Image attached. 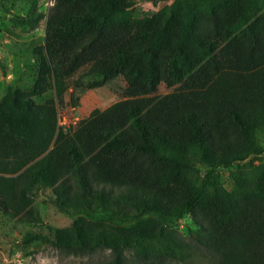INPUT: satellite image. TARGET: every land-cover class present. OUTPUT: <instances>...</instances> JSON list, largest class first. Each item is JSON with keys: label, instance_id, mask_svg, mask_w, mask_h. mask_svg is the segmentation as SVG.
Wrapping results in <instances>:
<instances>
[{"label": "trees", "instance_id": "1", "mask_svg": "<svg viewBox=\"0 0 264 264\" xmlns=\"http://www.w3.org/2000/svg\"><path fill=\"white\" fill-rule=\"evenodd\" d=\"M134 7L53 0L34 85L0 101V210L37 226L32 194L50 189L73 221L25 243L110 250L94 264H132L126 251L189 262L200 250L212 264H264V0ZM45 17L35 6L21 23ZM83 68L79 78L101 77L93 86L123 77L125 98L67 128L65 78ZM162 83L172 91L158 94Z\"/></svg>", "mask_w": 264, "mask_h": 264}, {"label": "rangeland", "instance_id": "2", "mask_svg": "<svg viewBox=\"0 0 264 264\" xmlns=\"http://www.w3.org/2000/svg\"><path fill=\"white\" fill-rule=\"evenodd\" d=\"M134 1V14L143 16L155 13L173 0H159L155 3ZM52 4L53 0H0V101L9 87L26 90L34 85L39 69L34 48L44 44L46 18ZM35 6L43 11L46 17L41 20L36 29L29 30L22 25L21 21L33 11ZM3 66L6 67L5 70ZM84 70L85 68L80 69L65 78L68 90L65 93V102L59 108V118L60 124L67 128H75L94 109L103 110L125 98L127 83L123 77L109 80L102 86H93L91 84L101 80V77L79 78ZM170 91L172 89L163 83L158 88V94ZM53 94L54 90L51 89L37 100L44 101ZM229 172V169H221L225 186L232 189L233 181ZM32 195L39 217L37 226L18 225L16 220L6 216L0 210V264H94L110 258V250L73 252L39 240L25 243L29 230L42 232L51 237L48 226L64 228L71 225L73 221V216L55 206L50 189L36 190ZM176 223L179 233L187 236L190 218L185 217ZM198 253L189 262L165 258L162 259L161 264L213 263L206 250H200ZM126 254L132 264H157L156 261L144 262L135 258L132 251H126Z\"/></svg>", "mask_w": 264, "mask_h": 264}]
</instances>
